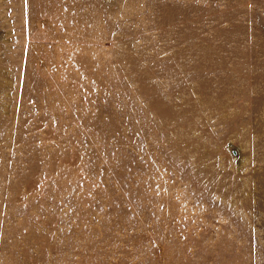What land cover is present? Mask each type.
Instances as JSON below:
<instances>
[{"label": "rangeland", "instance_id": "obj_1", "mask_svg": "<svg viewBox=\"0 0 264 264\" xmlns=\"http://www.w3.org/2000/svg\"><path fill=\"white\" fill-rule=\"evenodd\" d=\"M0 264H264V0H0Z\"/></svg>", "mask_w": 264, "mask_h": 264}]
</instances>
